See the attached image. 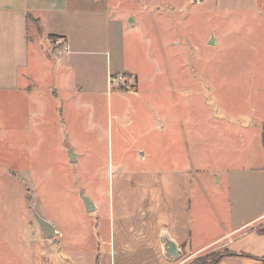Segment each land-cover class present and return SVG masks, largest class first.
Returning a JSON list of instances; mask_svg holds the SVG:
<instances>
[{"label":"rangeland","instance_id":"obj_1","mask_svg":"<svg viewBox=\"0 0 264 264\" xmlns=\"http://www.w3.org/2000/svg\"><path fill=\"white\" fill-rule=\"evenodd\" d=\"M102 1L117 21L102 16L92 26L91 49L99 59L79 75V92H51L42 70L30 93L35 103L28 98L0 108V264H21L28 243L35 246V264H110L112 236L123 233L130 249L118 250L112 264H209L229 252L240 254L223 256L263 254L264 237L252 231L256 224L241 225L264 211V176L230 170V185L215 183L210 167L237 166L242 147L245 159L254 160L255 129L264 116V0ZM34 31L32 25V39ZM123 66L137 72V89L124 77L126 86L108 84ZM162 98L166 113L180 116L176 136L189 104L198 122L195 143L175 137L176 150L163 154L170 163L186 160L185 166V150L195 154L196 170H185L195 182L182 178L174 194L157 184L155 118ZM210 115L228 117V131L204 136ZM80 191L94 203L91 211ZM32 208L54 225L55 235H41ZM172 221L182 249L170 261L159 237ZM116 223L122 232L114 234ZM256 229L264 232V223ZM224 231L231 232L207 245Z\"/></svg>","mask_w":264,"mask_h":264},{"label":"crops","instance_id":"obj_2","mask_svg":"<svg viewBox=\"0 0 264 264\" xmlns=\"http://www.w3.org/2000/svg\"><path fill=\"white\" fill-rule=\"evenodd\" d=\"M107 4V1L103 3L102 0H0V108L4 109L5 105L11 102L21 104L22 101L28 98H31L32 103H35L36 95L30 93L36 88V83L40 80L38 73L42 70L49 74L48 86L51 92L62 90L64 87H72L76 90L82 88L79 85V75L83 73L84 70L91 69L96 63V59H99L97 58L99 52L92 50V42L96 41L92 34V26L97 20H100L102 16L105 17L104 21L106 22H109V19L117 21L116 16L111 18L106 11L105 5ZM32 25L35 26V36L33 39L31 37ZM48 34H53L57 38H60L63 43H55L50 40L51 38L47 39L46 36ZM89 44L91 46H89ZM105 56L107 57L106 72H108V51H105ZM56 70L61 73L59 77L57 76L58 72L52 76V72H56ZM121 70L122 71H117L116 74L122 75L130 82V85H133L137 89L139 85L137 72L131 68L126 69L125 66H123ZM77 92H79V90H77ZM77 92L73 96L75 97L76 95L78 99L79 95H77ZM160 101L161 105H158L159 108L155 118L158 124L157 150L159 155L157 161V184L162 186V189H167V191L169 190V192L172 193L175 186L180 185L184 177L188 179L190 182L189 184L195 182L194 178L191 180V178L187 176L190 175L191 171L189 174L185 172L186 169L196 170L197 166H192L196 164L194 160L195 154L192 155L191 151L185 150L187 154L184 152V155L185 157L186 155L188 156L187 166H185L186 160L183 163L179 160L178 163L176 157H173L171 163L165 161V156L163 154L171 147L173 148V152L176 150L177 143L174 139L175 137L183 136L184 143L187 141L186 137H192L195 143L198 136V122L196 114L190 113L191 105L189 104V114L183 118L184 125L181 126L182 132H179L180 135L176 136L177 125L175 122L180 120V116H172L166 113L163 98ZM4 117L5 119L7 118V116ZM12 118H15V116H12ZM228 119V117L208 116L207 121L211 130L206 129L204 136L206 135L207 138L212 136L217 128L223 131L226 129V131H228ZM259 119V125L255 129L256 137L253 138L255 151L252 165L245 159V152H243L244 148L242 147L240 150V163L237 166H230L226 162L221 172L218 170V167H210V171L213 175L212 179L215 183L224 182L230 185V175L233 173L232 170L240 171L245 168L253 169V171L259 172L264 176V143L262 140L264 116H259ZM224 120L226 122H224ZM240 127L244 129L243 125H240ZM169 136L173 138L172 141L167 140ZM171 144L172 146L168 147V145ZM193 176L195 177V174ZM128 178L129 177H127V179ZM160 212H162L161 206L160 209H157L158 216ZM113 214L115 216V212H113L112 215L110 213L111 216H113ZM119 215L126 216L128 213L124 212ZM217 216H222V214H218ZM113 223L114 221L111 220V234L113 233ZM262 223H264V211L243 223L241 226L256 224L253 226L252 231L257 233L258 236L264 237V233L256 231L257 226ZM158 224L163 225L159 222ZM175 226L176 224L172 221L171 225H168L166 229L171 233L172 238L182 249L180 241H178L180 239L174 233H178ZM124 228L125 227H123V229ZM236 228H240V224ZM114 230L115 234V232L122 230V226L119 224L117 229ZM124 230H126V228ZM4 232V226H0V248L3 247L2 245L4 244ZM230 232L231 231H224V235L210 241L207 245H211ZM124 235L123 233L119 236L116 234L112 236V242L110 241L109 245L111 249L109 255L110 264L114 263L113 257L116 252L118 253V250L127 254V249H130V247H127V242L125 243L123 240ZM113 238H115L114 243L118 244V248L116 247L114 249ZM28 244L27 251L23 254H21V252L19 253L21 264L25 262L23 259L26 254L30 260L29 262L26 261L24 264H35L37 261L35 246L31 249L30 243ZM217 244L219 246L225 245V241L222 240V243L219 242ZM18 247L21 248L23 246L21 244ZM131 249L133 248L131 247ZM198 251L199 249L194 250L191 254ZM4 254L5 253L0 250V256H4ZM238 254L240 253L234 252L231 255ZM251 254L244 257L222 256L216 264H223L227 259L230 261H238L239 264H264V249L263 254ZM130 256H132L131 252ZM121 262H124V264L128 263L127 260L124 259L121 260L120 263Z\"/></svg>","mask_w":264,"mask_h":264},{"label":"water","instance_id":"obj_3","mask_svg":"<svg viewBox=\"0 0 264 264\" xmlns=\"http://www.w3.org/2000/svg\"><path fill=\"white\" fill-rule=\"evenodd\" d=\"M131 20L132 19L130 18V21ZM209 43H213V40L211 39ZM79 196L83 201L84 207L87 211H91L92 209H94L95 205L88 198V196L84 195L81 191L79 193ZM31 211L35 217L41 235L45 238H49L55 235L56 229L54 225L50 221L41 217L34 208H32ZM159 242L161 244L162 255L165 259L173 261L180 258L181 248L179 247L177 242L172 238V236L169 234L167 229L164 228L160 231Z\"/></svg>","mask_w":264,"mask_h":264},{"label":"built area","instance_id":"obj_4","mask_svg":"<svg viewBox=\"0 0 264 264\" xmlns=\"http://www.w3.org/2000/svg\"><path fill=\"white\" fill-rule=\"evenodd\" d=\"M55 43H63L60 38L54 40ZM108 84H114L115 86H125V81L122 75H116L115 77H109L107 80Z\"/></svg>","mask_w":264,"mask_h":264},{"label":"trees","instance_id":"obj_5","mask_svg":"<svg viewBox=\"0 0 264 264\" xmlns=\"http://www.w3.org/2000/svg\"><path fill=\"white\" fill-rule=\"evenodd\" d=\"M54 38H57V37L55 36ZM258 232H260V233H264V232H262V231H258ZM225 254H227V255H231V254H233V253L229 252V253L220 254V255H218L215 259H212L211 262H210L209 264H216V263L219 261V259H220L223 255H225Z\"/></svg>","mask_w":264,"mask_h":264}]
</instances>
